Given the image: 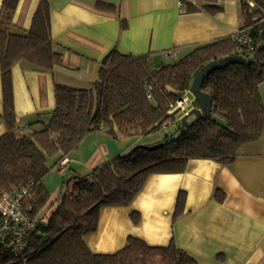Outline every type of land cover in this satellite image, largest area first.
Masks as SVG:
<instances>
[{"label": "trees", "instance_id": "1", "mask_svg": "<svg viewBox=\"0 0 264 264\" xmlns=\"http://www.w3.org/2000/svg\"><path fill=\"white\" fill-rule=\"evenodd\" d=\"M248 12L241 1L244 25L257 42L252 63H231L211 71L201 90L209 94L211 114L202 113L189 127L179 128L171 106L189 89L196 72L211 60L237 55L231 38L198 46L173 64L150 67L149 55L134 56L111 49L101 60L97 77L88 88L54 84L55 105L44 128L26 132L17 125L11 68L23 61L37 70L48 71L63 64L53 48L50 13L40 0L28 32L13 30L12 18L18 0H2L0 7V79L2 113L6 131L0 135V188L8 193L27 187L21 199L28 217L45 224L25 235L21 257L10 249L14 235L0 236V264H197L173 242L149 245L128 236L126 244L111 254L93 253L85 236L94 232L104 206H127L155 173H179L190 158L231 163L239 147L257 140L264 125V107L258 85L264 79V0H252ZM96 6L114 10L112 4ZM197 105V102L194 101ZM170 122L168 126H163ZM169 126L162 139L134 146L96 165L89 174L61 177L62 188L51 204L44 178L57 163L78 147L89 133L106 128V133L147 136ZM56 157L52 165L48 160ZM216 191V198H221ZM184 193L179 192L174 216L181 214ZM134 222L138 213L132 211Z\"/></svg>", "mask_w": 264, "mask_h": 264}, {"label": "crops", "instance_id": "2", "mask_svg": "<svg viewBox=\"0 0 264 264\" xmlns=\"http://www.w3.org/2000/svg\"><path fill=\"white\" fill-rule=\"evenodd\" d=\"M39 1L18 0L13 30L28 32ZM46 1L51 41L63 64L48 71L23 61L12 66L17 125L26 132L40 130L49 121L55 83L90 87L101 60L113 48L134 56L148 54L150 67L173 64L198 46L229 38L245 24L242 0H181V6L178 0ZM97 2L115 9L99 8ZM258 90L264 107V79ZM194 101L188 110L198 108ZM1 113L0 79V135L6 131ZM160 131L117 138L105 127L89 133L64 157L69 176L87 175L102 161L159 141ZM43 183L50 193L49 206L63 187L61 177L53 169ZM179 192L184 193V206L174 216ZM132 211L138 213L137 222ZM128 236L154 246L173 242L197 264H264V125L261 136L241 145L229 164L190 158L182 172L151 174L129 205L101 207L96 230L84 239L91 252L111 254Z\"/></svg>", "mask_w": 264, "mask_h": 264}, {"label": "built area", "instance_id": "3", "mask_svg": "<svg viewBox=\"0 0 264 264\" xmlns=\"http://www.w3.org/2000/svg\"><path fill=\"white\" fill-rule=\"evenodd\" d=\"M245 2L248 6V12L256 9L252 0H245ZM177 4L181 6L183 3L181 0H178ZM230 38L237 46L238 56L252 58L257 42L252 36L249 27L242 26L235 28ZM192 100L193 98L189 91H184L183 95L168 110V114H172L174 111L176 113L178 112L177 114L179 115L176 120L179 122L181 117L189 111L187 105ZM169 123L167 122L163 126H168ZM55 171L59 176L67 174L68 169L64 158L57 163ZM26 191L27 187H22L13 193H8L0 188V236L6 233H12L14 235L10 249L15 257L23 256L26 249L25 235L36 225L34 220L30 219L26 213V210L30 206L24 207L21 203V199Z\"/></svg>", "mask_w": 264, "mask_h": 264}, {"label": "water", "instance_id": "4", "mask_svg": "<svg viewBox=\"0 0 264 264\" xmlns=\"http://www.w3.org/2000/svg\"><path fill=\"white\" fill-rule=\"evenodd\" d=\"M231 63H252V59L240 57L238 55H227L219 59L209 61L196 72L188 91L193 99L197 102L198 108L190 109L181 117L179 128L189 127L200 118L202 113H205L206 115L211 114V99L209 94L201 90V84L204 78L211 71L221 69ZM191 116H193V119L191 121H188V118ZM35 227L39 231L45 230V224L41 221H37Z\"/></svg>", "mask_w": 264, "mask_h": 264}, {"label": "rangeland", "instance_id": "5", "mask_svg": "<svg viewBox=\"0 0 264 264\" xmlns=\"http://www.w3.org/2000/svg\"><path fill=\"white\" fill-rule=\"evenodd\" d=\"M192 119H193V116L189 117V118H188V121H191ZM166 126H167V125H166ZM174 128H175V127H173V126H169V127H167V128H164L163 131H160V133H161L162 136H164V133H165V132H166V133H169V132H171L172 130H174Z\"/></svg>", "mask_w": 264, "mask_h": 264}]
</instances>
